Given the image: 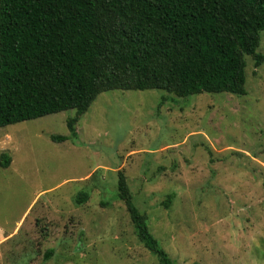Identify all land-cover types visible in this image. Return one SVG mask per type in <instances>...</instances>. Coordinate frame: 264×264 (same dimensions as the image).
<instances>
[{
  "label": "rangeland",
  "instance_id": "374dc122",
  "mask_svg": "<svg viewBox=\"0 0 264 264\" xmlns=\"http://www.w3.org/2000/svg\"><path fill=\"white\" fill-rule=\"evenodd\" d=\"M245 61V94L112 89L76 136L72 108L0 127L11 158L0 166V264H158L117 196L118 171L174 264H264V64Z\"/></svg>",
  "mask_w": 264,
  "mask_h": 264
},
{
  "label": "trees",
  "instance_id": "16d2710c",
  "mask_svg": "<svg viewBox=\"0 0 264 264\" xmlns=\"http://www.w3.org/2000/svg\"><path fill=\"white\" fill-rule=\"evenodd\" d=\"M261 30L264 0H0V127L72 108L66 123L76 136L78 117L112 89L245 94V56L264 64ZM10 161L0 155V166ZM88 196L79 191L74 201ZM117 196L158 264H174L122 171Z\"/></svg>",
  "mask_w": 264,
  "mask_h": 264
}]
</instances>
